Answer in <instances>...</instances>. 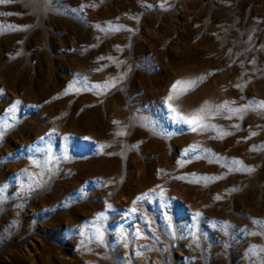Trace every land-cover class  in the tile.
I'll return each instance as SVG.
<instances>
[{
  "label": "rangeland",
  "instance_id": "obj_1",
  "mask_svg": "<svg viewBox=\"0 0 264 264\" xmlns=\"http://www.w3.org/2000/svg\"><path fill=\"white\" fill-rule=\"evenodd\" d=\"M261 101L264 0L0 3V264H264Z\"/></svg>",
  "mask_w": 264,
  "mask_h": 264
},
{
  "label": "snow or ice",
  "instance_id": "obj_2",
  "mask_svg": "<svg viewBox=\"0 0 264 264\" xmlns=\"http://www.w3.org/2000/svg\"><path fill=\"white\" fill-rule=\"evenodd\" d=\"M3 2H6V0H0V3H3ZM173 87L175 89L176 86L174 85ZM16 103L18 104L19 101H17ZM221 107H223V106H221ZM256 107L261 108V109H264V101H261L258 104H256ZM232 111H233V113H235V112L241 111V109L237 108V109H233ZM199 119H201V117L197 116V117H194L193 119L189 120L188 122L190 124L191 123H196ZM193 130L195 131V129H193ZM248 170L251 171V169H248Z\"/></svg>",
  "mask_w": 264,
  "mask_h": 264
}]
</instances>
